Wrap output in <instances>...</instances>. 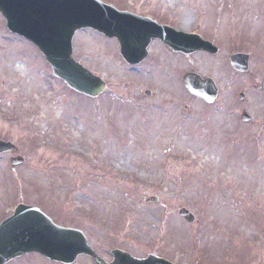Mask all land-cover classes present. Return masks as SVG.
Returning a JSON list of instances; mask_svg holds the SVG:
<instances>
[{"label": "rangeland", "instance_id": "rangeland-1", "mask_svg": "<svg viewBox=\"0 0 264 264\" xmlns=\"http://www.w3.org/2000/svg\"><path fill=\"white\" fill-rule=\"evenodd\" d=\"M101 1L142 15L163 11V22L184 30L207 6L206 0ZM114 41L89 29L75 36L76 59L107 82L105 96L92 99L55 77L38 48L12 35L0 14V139L17 145L15 154L0 155L3 214L18 201L43 203L53 220L83 229L107 260L121 249L176 264H264L259 81L248 73L218 75L201 54L171 58L159 42L155 52L164 63L130 68ZM201 67L233 80L218 78L220 112L194 101L183 83L181 75ZM242 92L246 105L233 102ZM242 106L254 122L236 130L226 114ZM17 155L25 164L13 167ZM153 197L157 203L148 201ZM182 207L196 215L194 223L180 217Z\"/></svg>", "mask_w": 264, "mask_h": 264}, {"label": "water", "instance_id": "water-1", "mask_svg": "<svg viewBox=\"0 0 264 264\" xmlns=\"http://www.w3.org/2000/svg\"><path fill=\"white\" fill-rule=\"evenodd\" d=\"M0 11L13 32L25 35L40 47L57 76L76 90L92 96L101 91L103 83L73 59V38L77 30L92 27L109 36H117L122 44V54L130 62L145 57L144 50L139 57L129 54L130 40L123 35L125 21L127 23L134 16L118 12L98 0H36L34 4L31 0H0ZM157 29L160 34L168 31L159 26ZM170 33L172 35L165 42L177 49L179 35L173 30ZM185 82L192 92L213 100L215 90L210 80L189 74ZM12 147L10 143L0 141V153ZM13 163L19 165L23 160L16 159ZM180 213L190 222L195 220L186 209ZM64 229L53 224L38 208L19 206L15 214L0 226V264L28 251H39L52 259L62 260L72 251L87 250L81 234ZM57 242L66 245L77 242L82 247L59 246ZM113 256L115 260L111 264H172L153 255L141 260L114 251Z\"/></svg>", "mask_w": 264, "mask_h": 264}, {"label": "flooded vegetation", "instance_id": "flooded-vegetation-1", "mask_svg": "<svg viewBox=\"0 0 264 264\" xmlns=\"http://www.w3.org/2000/svg\"><path fill=\"white\" fill-rule=\"evenodd\" d=\"M206 11L201 12L200 18L196 17V23L191 27L194 33L200 34L206 41L213 44L208 50L197 51L196 53L186 55L178 52L177 59L181 60L191 58L201 54L209 59V62L216 67L217 72L224 73L233 71L241 74L239 71L254 76L255 81H259L256 75L264 74V0H206ZM137 14H140L137 12ZM141 15V14H140ZM152 16L159 23H163V19L167 16L163 11L149 12L143 16ZM199 21V23H197ZM115 40V39H114ZM157 42L154 40L149 46V59L137 66H129L130 68H141L143 65H155L158 62V55L155 52ZM161 47V44L159 45ZM216 48V49H215ZM164 52L171 54L172 52L162 46ZM239 54L240 64L233 65L230 61L231 56ZM235 67L239 71L235 70ZM260 77V76H259ZM244 105H246L244 103ZM246 106L241 107V111H247ZM237 113L234 119L230 118L233 127L238 130L244 129V125L252 126L253 120L250 123H243L242 116L239 118ZM0 209V214L3 212ZM85 258L90 264H94L91 257L82 255L76 259L77 264L79 259ZM64 264L52 261L40 254L29 253L22 257L16 258L7 264Z\"/></svg>", "mask_w": 264, "mask_h": 264}, {"label": "bare ground", "instance_id": "bare-ground-1", "mask_svg": "<svg viewBox=\"0 0 264 264\" xmlns=\"http://www.w3.org/2000/svg\"><path fill=\"white\" fill-rule=\"evenodd\" d=\"M19 68V67H18ZM125 165H128V166H130V162L128 161V162H126V164ZM123 170H126V169H124L123 168Z\"/></svg>", "mask_w": 264, "mask_h": 264}]
</instances>
